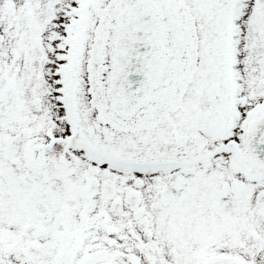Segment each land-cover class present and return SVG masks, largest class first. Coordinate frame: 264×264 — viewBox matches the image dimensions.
I'll return each instance as SVG.
<instances>
[{
    "label": "snow or ice",
    "instance_id": "snow-or-ice-1",
    "mask_svg": "<svg viewBox=\"0 0 264 264\" xmlns=\"http://www.w3.org/2000/svg\"><path fill=\"white\" fill-rule=\"evenodd\" d=\"M0 264H264V0H0Z\"/></svg>",
    "mask_w": 264,
    "mask_h": 264
}]
</instances>
